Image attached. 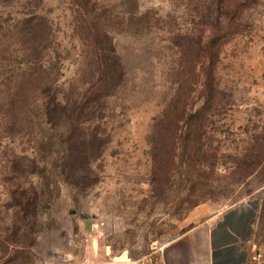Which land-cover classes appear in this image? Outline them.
Wrapping results in <instances>:
<instances>
[{
	"label": "rangeland",
	"instance_id": "374dc122",
	"mask_svg": "<svg viewBox=\"0 0 264 264\" xmlns=\"http://www.w3.org/2000/svg\"><path fill=\"white\" fill-rule=\"evenodd\" d=\"M238 1L249 3L239 17L247 27L220 39L205 98L190 95L194 108L205 102L213 116L207 133L218 149L217 165L205 178L184 180V171H178L170 180H154L149 143L154 124L188 79L199 36L203 47L223 17L215 15V0H88L98 8L121 75L109 81V96L98 108L106 133L103 149L83 164L88 170L83 176L90 179L68 180L87 186L71 189L54 170L60 151L51 153L50 123L40 113L50 71L67 94L82 82L85 49L72 2L0 0V116L14 100L20 128L0 139V205L12 199L17 183L23 188L33 183L40 197L35 212L19 214L25 241L0 249V264H111L120 256L125 263L157 264L165 243L208 214L242 201L258 205L264 237V158L252 176L243 178L238 168L247 162L244 151L253 133L261 135L255 146L264 150V0ZM30 16L37 18L25 25L36 35L23 41L13 25ZM47 26L51 40L38 36ZM30 54L39 61L24 63ZM24 76L27 83L20 80ZM19 84L22 94L15 91ZM11 220L8 212L3 225Z\"/></svg>",
	"mask_w": 264,
	"mask_h": 264
},
{
	"label": "trees",
	"instance_id": "16d2710c",
	"mask_svg": "<svg viewBox=\"0 0 264 264\" xmlns=\"http://www.w3.org/2000/svg\"><path fill=\"white\" fill-rule=\"evenodd\" d=\"M71 2L76 33L85 49L82 82L76 87H71L70 93L67 94L61 85L56 84L57 79L52 76V71H50V87L41 90L42 98L45 97V100L42 103L43 112L40 114L48 120L46 124L50 123L51 153L60 151V158L56 163L54 162V170H59V174L64 177L66 185L71 189H82L87 186L84 181L71 182L68 180L90 179L87 174L83 176L86 170L83 164H88V159L94 150L103 149L102 142L106 129L103 127V115L100 113L101 110L99 111V106L109 96L108 91L111 87L109 81L121 75V65L110 39L107 38V33H105L97 13V6L89 4L88 0H71ZM215 4V15L218 20L222 16L223 22H219L212 37L205 40L203 47L200 45L201 35L196 41L198 49L194 55L195 63L193 65L191 63L188 72H186L189 77L191 76L193 82L189 83V77L182 80L184 85L177 87L176 93L170 98L162 115L154 124L155 127L149 142L152 145L154 180H170L178 171H184L183 174L181 173L184 175V180L205 178L212 175V170L219 160L218 149L211 146L213 139L207 133L208 125L213 124V116L206 110L205 102L198 108H194L190 95H198L201 100L205 98L204 92L211 88L213 82L212 68L218 62V47L222 45L220 39L224 36L231 39L234 34L242 33L247 27L246 24L239 21V17L249 3H242L238 0H215ZM36 18L30 16L13 25V29H17L15 31L23 41L36 35L31 27L25 25V22ZM48 35L51 40L52 29L50 27L49 30L48 26L45 35L44 30L38 33V36L45 38ZM23 59L24 63L39 61V58L32 57V54L29 57L23 56ZM190 62L192 61L190 60ZM206 64L209 68L206 67ZM196 65L198 66L197 72L194 70ZM24 75L27 74L24 73ZM30 78H34L33 74L30 75ZM20 80L22 83L28 82L25 76ZM35 84L38 85V83ZM190 84H194L196 88ZM19 85L15 91L22 94L23 92L20 90H23L24 87ZM37 85V93L40 94ZM13 104L14 100L10 109L2 112L0 116V139L5 135H16L20 130L16 120L18 112L13 109ZM260 136L253 133L250 137V140H253L252 145L245 148L244 158L247 162H243L238 167L241 168L244 176L241 175V177L243 178L256 173L257 167L264 158V150L255 146ZM55 148L57 149L55 150ZM164 153L167 155V160L160 159ZM86 171L88 172V170ZM51 182L50 187H55L56 184ZM11 195L10 201L0 205V210H4V215H1L0 212V249L2 250L8 249L10 245L12 248L18 247L25 241L19 232L21 230L20 219H22L19 214L20 212L25 214L28 209L35 212L39 207L40 197L33 183H30L27 188H23L20 183H17ZM8 212L12 220L9 224L3 225ZM18 251L17 249L16 252Z\"/></svg>",
	"mask_w": 264,
	"mask_h": 264
},
{
	"label": "crops",
	"instance_id": "0c3cea01",
	"mask_svg": "<svg viewBox=\"0 0 264 264\" xmlns=\"http://www.w3.org/2000/svg\"><path fill=\"white\" fill-rule=\"evenodd\" d=\"M258 213L255 202L242 201L208 214L165 243L158 251L157 264H252L250 256L264 246ZM123 259L120 256L111 264H148Z\"/></svg>",
	"mask_w": 264,
	"mask_h": 264
},
{
	"label": "built area",
	"instance_id": "2783aa9c",
	"mask_svg": "<svg viewBox=\"0 0 264 264\" xmlns=\"http://www.w3.org/2000/svg\"><path fill=\"white\" fill-rule=\"evenodd\" d=\"M264 258V247L256 248L253 254L250 256L252 264H258Z\"/></svg>",
	"mask_w": 264,
	"mask_h": 264
},
{
	"label": "water",
	"instance_id": "95a60500",
	"mask_svg": "<svg viewBox=\"0 0 264 264\" xmlns=\"http://www.w3.org/2000/svg\"><path fill=\"white\" fill-rule=\"evenodd\" d=\"M86 218V217H85Z\"/></svg>",
	"mask_w": 264,
	"mask_h": 264
}]
</instances>
